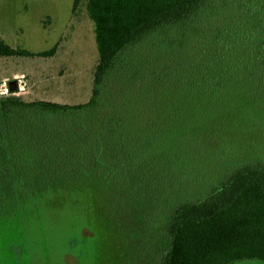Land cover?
<instances>
[{
  "label": "trees",
  "instance_id": "obj_1",
  "mask_svg": "<svg viewBox=\"0 0 264 264\" xmlns=\"http://www.w3.org/2000/svg\"><path fill=\"white\" fill-rule=\"evenodd\" d=\"M86 1L91 99L0 96V264H28L22 212L71 187L93 220L92 189L125 208L127 264L264 261V0Z\"/></svg>",
  "mask_w": 264,
  "mask_h": 264
},
{
  "label": "rangeland",
  "instance_id": "obj_2",
  "mask_svg": "<svg viewBox=\"0 0 264 264\" xmlns=\"http://www.w3.org/2000/svg\"><path fill=\"white\" fill-rule=\"evenodd\" d=\"M0 39L17 50L37 54L0 57V93L17 81L22 90L16 95L29 102L79 104L91 99L99 51L86 0L77 9L75 0H0ZM47 52L50 53L39 55ZM92 190L88 194L91 203L94 206L98 197L100 210L103 209L102 217L95 219L98 226L93 225L92 215L89 217V203L73 205L76 191L83 193L82 198H75L81 200L88 190L71 187L57 196L37 193L41 197L29 203L22 212L21 226L16 229L21 236L22 229L28 264H127L129 248L126 252L124 248L132 238L119 234V229L127 225L125 208L115 206L98 189ZM110 214L118 220L113 230L111 218H107ZM12 264L20 263L14 258ZM235 264H264V261Z\"/></svg>",
  "mask_w": 264,
  "mask_h": 264
},
{
  "label": "built area",
  "instance_id": "obj_3",
  "mask_svg": "<svg viewBox=\"0 0 264 264\" xmlns=\"http://www.w3.org/2000/svg\"><path fill=\"white\" fill-rule=\"evenodd\" d=\"M19 85V84H18ZM21 86V84L19 85V90H20V88H21V90H22V87H20ZM12 94H18L17 92L16 93H12L11 92V90L9 89V88H5V90L3 91H1V93H0V96L1 97H6V96H9V95H12ZM21 93H19L18 95H20Z\"/></svg>",
  "mask_w": 264,
  "mask_h": 264
},
{
  "label": "water",
  "instance_id": "obj_4",
  "mask_svg": "<svg viewBox=\"0 0 264 264\" xmlns=\"http://www.w3.org/2000/svg\"><path fill=\"white\" fill-rule=\"evenodd\" d=\"M10 90L12 93H16L19 91V85H18V82L17 81H12L10 83Z\"/></svg>",
  "mask_w": 264,
  "mask_h": 264
}]
</instances>
